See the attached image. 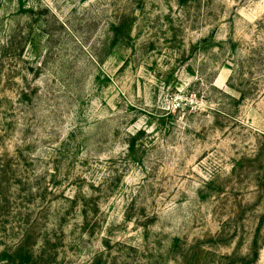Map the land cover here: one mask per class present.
<instances>
[{
    "label": "rangeland",
    "instance_id": "obj_1",
    "mask_svg": "<svg viewBox=\"0 0 264 264\" xmlns=\"http://www.w3.org/2000/svg\"><path fill=\"white\" fill-rule=\"evenodd\" d=\"M26 251L264 264V0H0V264Z\"/></svg>",
    "mask_w": 264,
    "mask_h": 264
},
{
    "label": "trees",
    "instance_id": "obj_2",
    "mask_svg": "<svg viewBox=\"0 0 264 264\" xmlns=\"http://www.w3.org/2000/svg\"><path fill=\"white\" fill-rule=\"evenodd\" d=\"M242 98H244V94H243ZM23 242H24V240H23ZM45 242H46V239H45ZM257 244H256V250H255V257H258V253H259L258 252V245ZM44 248H45V244L43 243V247L42 248L40 247V249L37 252L36 251H33V250H32V252H34V254L36 253L41 258H44V255L46 253V250H44ZM34 254L29 255V253L27 254V251H26V253L24 254V257L22 259V264H30L31 263L30 262V258L31 257L33 258ZM56 255H57V251H56Z\"/></svg>",
    "mask_w": 264,
    "mask_h": 264
}]
</instances>
